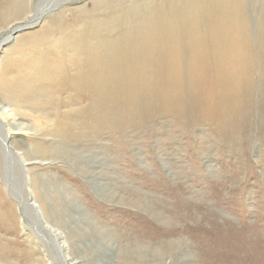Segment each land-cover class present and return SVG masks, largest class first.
Returning a JSON list of instances; mask_svg holds the SVG:
<instances>
[{"label":"rangeland","instance_id":"obj_1","mask_svg":"<svg viewBox=\"0 0 264 264\" xmlns=\"http://www.w3.org/2000/svg\"><path fill=\"white\" fill-rule=\"evenodd\" d=\"M4 1L0 36L40 0L10 18L1 12ZM172 1L73 0L0 49V102L12 109L0 116L16 111L27 129L10 138L31 154L24 195L32 194L48 222L65 232L75 264L91 263L92 250L102 248L111 264H264V0ZM187 1L193 15L246 14L248 26L227 28L238 30L251 55L233 66L232 80L205 51L208 67L195 73L199 84L187 76L170 85L159 66L150 81L112 69L120 79L114 85L80 84L82 73H97L84 59L111 53L108 44L117 41L107 40L121 36L97 37V30L111 34L121 21L108 12L111 4L137 7L129 30L170 42L177 37L167 31L169 21L157 17L166 7L172 16ZM216 23L205 22L191 36L206 47L213 37L227 38ZM83 87L98 103L76 100ZM19 173L0 167V264H57L6 191L9 176Z\"/></svg>","mask_w":264,"mask_h":264},{"label":"bare ground","instance_id":"obj_2","mask_svg":"<svg viewBox=\"0 0 264 264\" xmlns=\"http://www.w3.org/2000/svg\"><path fill=\"white\" fill-rule=\"evenodd\" d=\"M46 1L47 0L38 1L39 5L37 3L35 9L28 14L24 20L16 22L0 36V49L3 48V46L7 44L18 31L33 27V25L41 22L48 14L52 13L59 7H62L63 4H68L73 0ZM240 2L243 1L203 0L202 4L217 5L222 3ZM177 3L178 0L170 2V4L175 5ZM29 4L30 0H6L4 1L1 12L5 14L7 18L14 17V15H20V17H22L24 10L29 8ZM136 8L137 7L132 5L127 7L123 3H113L108 7V12L118 16L121 21L117 24L115 31L111 34H104L97 30V37L99 40L105 41L107 36H115L120 32L121 36L120 38L107 40L117 41L108 44V49L112 51L111 53L104 54L101 59H94L92 57L84 59V64L91 67V69L96 70L97 73L95 75H90L89 72L82 73L79 79L81 85L84 83H89L95 87L114 85V82L119 81L120 79L110 74L112 69H118L130 73V77L139 75L141 78L145 77L146 81H150L154 80V78L158 77L160 74V69L157 68L158 66L163 70V73L167 72V75H169L168 83L170 85H174V82L172 81L173 79L177 80L181 85L184 84L187 76H191L192 79L199 84L201 78L197 77L195 73L198 71H206V68L208 67V65L202 63L203 52L205 51L212 53L211 57L213 58V65L224 72L222 77L232 80L237 71L233 70V66H239L241 64V58L251 56L249 51L243 49L245 45L238 39V30H227L230 26H248L246 14L241 13L238 9L230 13L229 20L232 21L229 22L228 19L224 18L216 19L214 13H208L206 15L198 13L193 15L192 3L190 1L184 2L181 6L178 4L177 10L170 17L168 16L170 7H166V12L158 16L157 21L164 22L165 20H168L169 26L167 31L174 37H177L176 40L167 42L151 36L142 37L141 34L129 30L135 22L133 13ZM106 10L107 8L105 7V11ZM205 22H217L216 25L219 28V32H228V37H218L219 39L213 37V45L210 47H206L204 42L200 40H195L197 36L191 35H193V32L197 33L199 27L204 26ZM137 26L138 25H136V27ZM166 33L165 30H162L161 35ZM241 34H243V32H241ZM244 40H246V38ZM77 42L78 41L73 42L72 44L75 45ZM135 48H139V51L135 52ZM157 71H159L158 74H156ZM65 73H69L68 66L65 67ZM121 80L122 81L120 82L124 83L125 81V84H127L125 78ZM79 82L76 83L75 81L76 86L79 85ZM231 82L232 81L225 83L226 89H230ZM82 89L84 91L79 93L76 100L79 99V101L82 100V102L89 100L91 105L98 103V101H93L94 92L89 91L85 87ZM107 91L108 90L104 91L101 95H98L100 101H106ZM72 101L73 98L70 102ZM11 110H8V105L0 102V113L4 112L6 114ZM14 112L8 114L6 117L7 121L0 116V167L8 165V167H15V169L18 168V170H20L19 178L18 176H14V178L9 176L8 180L5 182L6 191L17 203L23 225L31 232L33 231V233H40L38 236L41 239H44L46 248L49 252L53 251L55 253L54 257L57 264H75V259L71 256L68 250L69 243L65 238V232L48 222L45 209L43 207L41 208L36 201L32 200V194H30L29 198H26L24 195L26 189L24 186L27 184L26 178L28 177L25 173L26 166L32 164V160H30L31 157H29L31 154L29 156L24 155L21 150L17 149V145L15 146V143L10 140L12 133L16 134L19 133L17 131L27 130L20 119L16 117ZM16 172L17 171H14V173ZM18 180L20 181L19 183H17ZM18 184H20V188L17 187ZM38 236H36V238H38ZM49 252H47V255ZM87 252L89 254L88 250ZM92 252H94L92 253V256L94 257L89 258L88 260L89 262L91 261V263L87 264H111V256L109 255L108 249H93ZM88 260L86 262H88Z\"/></svg>","mask_w":264,"mask_h":264}]
</instances>
